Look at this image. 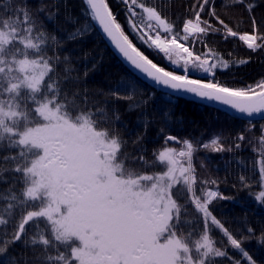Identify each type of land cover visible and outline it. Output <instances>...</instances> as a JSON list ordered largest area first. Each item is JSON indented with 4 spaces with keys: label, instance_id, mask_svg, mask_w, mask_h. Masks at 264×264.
Segmentation results:
<instances>
[{
    "label": "snow or ice",
    "instance_id": "snow-or-ice-1",
    "mask_svg": "<svg viewBox=\"0 0 264 264\" xmlns=\"http://www.w3.org/2000/svg\"><path fill=\"white\" fill-rule=\"evenodd\" d=\"M83 2L85 14L99 25L119 55L155 85L170 90V97L190 96L228 116L234 112L264 118V76L243 84H229L217 76V71L249 64L251 57H221L206 40L208 35L219 34L223 41L237 39L252 53L264 50V20L255 15L257 0H221L220 7L229 19L233 18L229 9L240 6L235 27L218 13L216 0H194L190 15L179 27V17L171 19L155 4L119 0L125 5L131 33L150 51L161 54L171 68L156 63L133 42L107 0ZM58 4L59 0H36L33 7L28 0H0V153H6L0 156V183L8 185L0 189V255L7 254L4 264H28L24 253H9L17 242L22 247L40 246L43 255L37 259L42 264H217L215 258H228L230 264H264L244 246L253 239L264 244V227L258 235L250 225L243 231L237 229L239 235L226 227L210 205L235 198L219 191L217 179H201L194 166L201 151L233 153L242 150L247 140L259 154L255 165L260 190L255 200L264 203V125L258 137L249 139L246 134L253 128L249 121L227 147L219 134L195 142L167 134L161 148L153 150L151 162L143 154L132 156L124 150L128 141L109 126L107 105L109 101H133L134 84L118 81L114 89L101 93L103 103L93 101L91 107L86 86L83 95L76 89L69 96L62 85L69 79L79 83L80 74L71 64L70 54L61 57L58 48L65 41L83 39L92 29L85 22L82 28L68 32L65 41L49 33L40 13L54 20ZM243 12L248 13L251 31L239 30L245 23ZM65 18L75 23L70 13ZM197 44L203 45L200 53L195 51ZM61 63L63 80L57 74ZM96 67L86 66L83 78ZM194 74H204V78ZM232 78L236 79L234 73ZM147 103H129L127 110ZM112 112L118 121L119 111L113 107ZM164 116L171 119L167 110ZM148 123L145 118L144 134L138 135L134 144L144 139ZM158 134H164V129ZM169 142L179 148L168 146ZM236 159L245 164L242 158ZM137 161L142 167L133 166ZM149 168L157 170L149 172ZM5 173L13 174L10 184ZM250 180L241 174L240 190H250L254 183ZM189 205L202 217V228L193 226L197 217L188 218ZM29 226H34L31 235ZM214 229L242 258H232L217 246L211 235Z\"/></svg>",
    "mask_w": 264,
    "mask_h": 264
},
{
    "label": "trees",
    "instance_id": "trees-1",
    "mask_svg": "<svg viewBox=\"0 0 264 264\" xmlns=\"http://www.w3.org/2000/svg\"><path fill=\"white\" fill-rule=\"evenodd\" d=\"M29 4L35 7L36 0H28ZM50 2V0H49ZM110 8L117 16L118 21L124 27L126 33L130 35L133 42L137 44L151 59H153L159 65L165 68H171L170 64L163 58L161 54L150 51L146 46L140 43L136 39V36L131 33L128 28V21L125 15V5L120 3L119 0H107ZM258 7L255 9V15L258 20H264V0H257ZM145 3L163 9L164 15H170L171 19L176 20L179 27L185 16L190 15L188 9L194 3V0H145ZM221 0H216V9L221 17L235 27V19L239 18L241 14L240 6L229 9V13L232 15V19L229 16L224 15V10L220 7ZM59 14L54 20L48 19L45 13L41 12L40 17L47 26L49 33H54L61 41H65L66 34L71 32L76 27H83L87 22L92 31L87 34L83 39H78L73 42H66L62 47L58 48L59 55L63 57L66 53L71 56V64L75 67L76 72L80 74V82L77 83L72 79H69L66 83H63L62 87L67 90L69 96L74 90L80 89L81 95L84 94L85 86L87 87V95L89 101V107L92 106L93 101H100L103 103L104 95L109 90L114 89L117 82L120 80H130L133 82L134 87L131 89V94L134 96L133 101L117 100L114 103L109 101L108 115L110 118L111 127L118 130L121 136L128 141L125 146V151L132 156H138L143 154L148 161L154 160L153 150H159L164 141V135L171 134L177 136L181 140L184 138H190L195 142L198 138H202V141H207L212 135L219 134L221 141L225 144V147L229 144H233L232 137L237 132L243 131L244 127L249 124L253 125L252 131L247 133L249 139L253 135L258 137L261 131V125H264V118L257 119H245L232 113L231 116L226 115L223 111H217L216 107L205 106V104L198 100H193L188 97H170L169 92L163 91L154 86L137 73H135L111 48L108 42L105 40L99 29L97 28L95 21L91 20L90 15H86L87 5L83 0H67V6L64 5V0H59ZM75 18V23L69 22L65 17L68 14ZM207 15V9L204 13ZM245 23L240 25V31H251L250 23L248 22V13H242ZM214 24L215 20L212 21ZM137 23H141L137 18ZM209 46L213 47L217 53L224 58L239 59L241 57H251V62L243 67L230 68L228 71H217V76L227 80L229 84L237 83H254L260 77L264 76V50H258L252 53L246 50L237 39H228L223 41L219 34L208 35L206 37ZM203 45L197 44L195 51L202 52ZM232 56H229V53ZM51 54V49L49 50ZM87 56L85 60L84 57ZM102 58V59H101ZM92 64H96L97 67L92 71L87 79L83 78L84 68L90 67ZM64 65L61 63L57 68V74H59L61 80L64 78ZM178 72L181 69H176ZM233 73L236 79L233 80ZM195 78H204V74H194ZM128 94V93H125ZM151 95V98L149 99ZM77 101H80V96L76 97ZM142 100H148L147 105H142L140 108L128 111L129 103L140 102ZM115 107L120 114V119L115 121L113 119L114 114L112 112ZM168 111L171 119L164 116L165 111ZM149 120L147 126L146 135L144 139L134 144L138 135L144 134V120ZM163 128L164 134H158V130ZM244 146L242 150L234 151L233 153L224 152L223 154L205 153L201 151L194 158V166L197 169V173L201 179L215 178L220 181L219 191L224 195L234 197L232 200H220L214 201L210 205V210L217 218L221 219L225 223L226 227H229L236 235L237 229L244 230L246 225L252 226L256 234L258 235L261 228L264 227V203H258L255 200V194L260 190L259 187V171L258 165H255V160L259 159L258 152L252 151V146L247 143V140L243 142ZM168 146H175L179 148V145H174L169 142ZM146 148V151H141ZM13 151V154H15ZM6 153H0V156ZM237 157L242 158L245 161L244 165H241L237 161ZM231 163H226L227 161ZM203 164V167L201 166ZM134 167L140 168L142 165L139 161ZM157 169L149 168L148 171L152 172ZM244 174L251 178L252 188L250 190H240L239 176ZM9 184L12 182L13 174L5 173ZM235 185V187H233ZM23 185H18L22 187ZM7 184L0 183V189L7 188ZM251 191V195L249 194ZM181 203L184 201L181 200ZM32 210V209H28ZM188 212L191 217H197L195 224L200 228L203 227L202 217H199L195 212L193 206H188ZM245 215L247 221L244 220ZM3 226H0L2 229ZM188 226H185L187 228ZM34 231V226H29V235ZM217 246L221 247V250L228 251L232 258H242L238 250L231 249L227 246L226 238L218 230H213L211 233ZM246 250H249L251 254L258 260V262H264V244H257L256 240H250L245 243ZM24 253L27 256L28 264H42L41 260L37 257L43 255L40 246L35 247H22L21 242H17L12 248L9 249L10 254ZM6 255H0V264H4ZM217 264H230L228 258H215Z\"/></svg>",
    "mask_w": 264,
    "mask_h": 264
},
{
    "label": "water",
    "instance_id": "water-1",
    "mask_svg": "<svg viewBox=\"0 0 264 264\" xmlns=\"http://www.w3.org/2000/svg\"><path fill=\"white\" fill-rule=\"evenodd\" d=\"M97 24V23H96ZM97 26H98V28H99V30L101 31V33L103 34V32H102V29H100V27H99V25L97 24ZM103 36L106 38V36L103 34ZM106 40L108 41V43L110 44V46L115 50V48H114V46H112L111 45V43H110V41L106 38ZM116 51V50H115ZM117 52V51H116ZM117 54L119 55V53L117 52ZM120 56V55H119ZM121 57V56H120ZM122 58V57H121ZM122 60H124L123 58H122ZM125 61V60H124ZM126 62V61H125ZM127 63V62H126ZM128 64V63H127ZM129 65V64H128ZM130 66V65H129ZM134 70V69H133ZM135 72H137L139 75H141L143 78H145L142 74H140L138 71H136V70H134ZM146 80H148L149 82H151L152 84H154V82L153 81H151L150 79H147V78H145ZM155 85V84H154ZM155 86H157V85H155ZM157 87H159L160 89H162V90H165V91H167V92H170V90H168V89H166V88H163V87H161V86H157ZM188 98H192V97H188ZM233 114H235V115H237V116H239V117H242V118H245V119H254V118H261V116L260 115H257V114H254L252 117H246V116H244L243 114H237V113H234L233 112Z\"/></svg>",
    "mask_w": 264,
    "mask_h": 264
}]
</instances>
